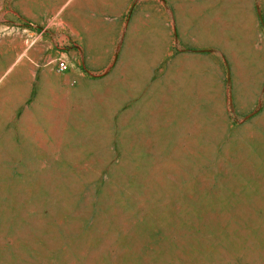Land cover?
Wrapping results in <instances>:
<instances>
[{
    "label": "rangeland",
    "instance_id": "rangeland-1",
    "mask_svg": "<svg viewBox=\"0 0 264 264\" xmlns=\"http://www.w3.org/2000/svg\"><path fill=\"white\" fill-rule=\"evenodd\" d=\"M0 264H264V0H0Z\"/></svg>",
    "mask_w": 264,
    "mask_h": 264
},
{
    "label": "built area",
    "instance_id": "built-area-1",
    "mask_svg": "<svg viewBox=\"0 0 264 264\" xmlns=\"http://www.w3.org/2000/svg\"><path fill=\"white\" fill-rule=\"evenodd\" d=\"M57 66H58V68H59L60 70H64V69H66L67 64H66L65 61L59 59V60L57 61Z\"/></svg>",
    "mask_w": 264,
    "mask_h": 264
}]
</instances>
